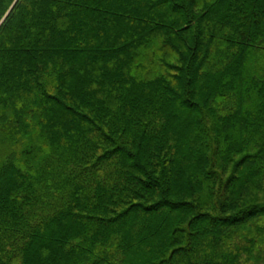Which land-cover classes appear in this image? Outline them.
Returning a JSON list of instances; mask_svg holds the SVG:
<instances>
[{
  "label": "trees",
  "instance_id": "trees-1",
  "mask_svg": "<svg viewBox=\"0 0 264 264\" xmlns=\"http://www.w3.org/2000/svg\"><path fill=\"white\" fill-rule=\"evenodd\" d=\"M0 264H264V0H0Z\"/></svg>",
  "mask_w": 264,
  "mask_h": 264
}]
</instances>
